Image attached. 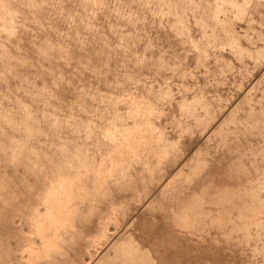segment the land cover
I'll use <instances>...</instances> for the list:
<instances>
[{
  "label": "rangeland",
  "instance_id": "374dc122",
  "mask_svg": "<svg viewBox=\"0 0 264 264\" xmlns=\"http://www.w3.org/2000/svg\"><path fill=\"white\" fill-rule=\"evenodd\" d=\"M216 1L0 0V264L264 259V5Z\"/></svg>",
  "mask_w": 264,
  "mask_h": 264
},
{
  "label": "snow or ice",
  "instance_id": "6c2138e0",
  "mask_svg": "<svg viewBox=\"0 0 264 264\" xmlns=\"http://www.w3.org/2000/svg\"><path fill=\"white\" fill-rule=\"evenodd\" d=\"M262 5H264V0H262ZM100 6H103L102 4ZM151 5H144V7H150ZM245 7H248V5H245ZM262 27H264V18H262L261 21ZM127 51V50H126ZM127 61H125L126 63ZM117 64H120V59H119V53H117ZM146 65V58L145 59H141L139 57H137L136 59V63L135 65H133L131 68L128 69V73H124V83L125 86H128L127 81L132 80L135 75H136V71L139 68H142ZM148 70H149V74L151 75L153 70L158 71L160 67H163L162 62L160 64H157L155 62V58L153 60V62L151 64H147L146 65ZM119 79V77H118ZM138 82V81H137ZM56 83H59V81H57ZM145 86L149 87V83L146 80L145 81ZM154 95H155V99H153L152 96H148L147 98H145L144 96H140L139 93H137V98L139 100V102L141 104H143V106L149 111V112H154L156 108H158L160 106V102L161 101H166L168 99V91H167V87L165 85H161L159 89H155L153 90ZM127 99V98H125ZM262 120H264V117H262ZM111 125H104L103 123L100 124L99 130L96 131L95 129L91 128V122H89V128L85 129L84 131L86 132L87 136H92L93 133L100 137H103L104 141H108L111 138V131H110ZM79 151V149H78ZM76 161V157L74 156L73 158V162ZM49 166L53 169H63L66 166H68V161L62 157H58L57 155H53L51 157V159L48 161ZM209 165H211V162H208ZM255 163V162H254ZM259 169V174H260V178H261V188H260V201H259V217H260V223L258 225L259 230L264 233V152L261 153V158L259 160V163L256 165ZM250 219H255L254 216H250ZM252 225H249V228ZM262 241H264V236H262ZM259 255H261L262 257H264V248H262L259 252ZM75 264H79V262H75ZM118 264V262H117ZM161 264H167V262L162 261ZM249 264H264V259L259 260V261H250Z\"/></svg>",
  "mask_w": 264,
  "mask_h": 264
},
{
  "label": "bare ground",
  "instance_id": "6f19581e",
  "mask_svg": "<svg viewBox=\"0 0 264 264\" xmlns=\"http://www.w3.org/2000/svg\"><path fill=\"white\" fill-rule=\"evenodd\" d=\"M240 1H241V3H243L242 5H244L245 3H247V0H240ZM222 2H223V0H217V1H216V4H214V5H216V15H217L218 17H221V15H222V10H220V7H222V6H220ZM225 2H227V3L229 2V4L231 5V7H233V6H232V4H233L232 2H230V1H226V0H225ZM225 2H224V3H225ZM229 8H230V7H229ZM222 9H224V8H222ZM237 11H238V10H237ZM235 12H236V11H235ZM235 12H234V10H233L232 13H235ZM213 13H214V12H213ZM236 13H237V12H236ZM214 14H215V13H214ZM237 14H238V13H237ZM212 17H214V16H212ZM215 17H216V16H215ZM218 19H219V18H218ZM223 20H224V19H223ZM214 21H215V20H214ZM219 21H221V19H220ZM217 22H218V21H217ZM215 23H216V22H215ZM2 25H3V24H2ZM223 25H224V22H223ZM221 26H222V25H221ZM219 27H220V26H219ZM224 27H225V26H224ZM233 42H234V41H233ZM232 44H233V43H232ZM234 44H235V43H234ZM234 44H233V45H234ZM233 45H232V46H233ZM230 47H231V45H230ZM232 48H234V47H232ZM232 48H231V49H232ZM179 100H180V99H179ZM196 100H197V99H196ZM192 102H194V101H193V100H184V99L182 100V99H181V101H180L178 104H179V107H182V108H183V107H184V108L187 107V108H188L189 105H190ZM192 104H193V103H192ZM136 106H137V105H136ZM192 106H193V105H192ZM192 106H191V109L193 108ZM139 107H140V106H139ZM139 107H138V108H139ZM140 108H141V107H140ZM259 108H260V107H259ZM262 108H263V106L261 107V109H262ZM144 109H145V108H144ZM261 109H260V110H261ZM258 110H259V109H258ZM262 110H263V109H262ZM263 111H264V110H263ZM133 112H134V111L132 110V113H131V114H133ZM139 113H141V111H139ZM260 113H261V112H260ZM262 113H263V112H262ZM144 116L146 117V115H144ZM223 123H224V122H223ZM219 126H220V125H219ZM133 127H135V126H133ZM112 128H113V127H112ZM220 128H221V127H220ZM115 129H116V127H115ZM115 129H114V130H115ZM117 129L119 130V128H117ZM117 129H116V131H117ZM127 129H128V128H127ZM135 129H136V128H135ZM130 130H133V128H130ZM127 131L129 132V130H127ZM133 131L135 132V130H133ZM218 131H220V130H218ZM119 132H120V131H119ZM123 132H124V131H123ZM125 132H126V131H125ZM125 132H124V135H123L124 137H123V138H127V137L131 136V134H129V136H128V134L125 133ZM134 132H133V133H134ZM116 133H117V132H116ZM120 133H121V132H120ZM131 133H132V131H131ZM112 135H113V134H112ZM112 135H111V136H112ZM120 135H122V134H120ZM114 136H115V135H114ZM121 138H122V136H121ZM130 138H131V137H130ZM132 138H133V137H132ZM132 138H131V139H132ZM131 139H128V140L130 141ZM128 140L126 139V141H128ZM158 140H159V139H158ZM129 141H128V142H129ZM130 143H131V142H130ZM133 143H134V141H133ZM139 143H140V142H139ZM127 145H128V144H127ZM135 145H136V143H135ZM132 146L135 147V148H137V147L134 146V145H132ZM163 148H164V147H163ZM164 149H165V148H164ZM165 150H166V149H165ZM165 150H164V151H165ZM122 180H123V179H122ZM123 182H124V181H123ZM62 195H64V194L62 193ZM76 195H77V194H76ZM54 198H55V197H54ZM59 202H60V201H59ZM60 203H61V204H60ZM60 203H59V204H60V208L58 207V206H59L58 204H56V205H57L58 209H60V210H59V213L61 212V220L64 221L65 218H66V215H67V214L65 215V212H66L67 207H68V204H69V203H68V199H65L64 196H63L62 199H61V202H60ZM57 213H58V212H57ZM52 215H53V214H52ZM58 216H59V215H58ZM55 217H56V216H55ZM55 220H56V219H55ZM52 222H54V219H52ZM57 222H59V221H57Z\"/></svg>",
  "mask_w": 264,
  "mask_h": 264
},
{
  "label": "crops",
  "instance_id": "0c3cea01",
  "mask_svg": "<svg viewBox=\"0 0 264 264\" xmlns=\"http://www.w3.org/2000/svg\"><path fill=\"white\" fill-rule=\"evenodd\" d=\"M87 254H90V256H92V250H90V252H89V250H88V252L86 253V256L87 257H85V260H86V264H91V262H89L90 260H92V257H90V256H88ZM89 260V261H88Z\"/></svg>",
  "mask_w": 264,
  "mask_h": 264
}]
</instances>
